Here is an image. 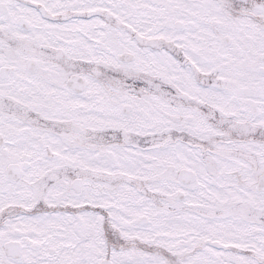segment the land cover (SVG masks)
<instances>
[{
    "label": "snow or ice",
    "instance_id": "1",
    "mask_svg": "<svg viewBox=\"0 0 264 264\" xmlns=\"http://www.w3.org/2000/svg\"><path fill=\"white\" fill-rule=\"evenodd\" d=\"M0 264H264V0H0Z\"/></svg>",
    "mask_w": 264,
    "mask_h": 264
}]
</instances>
